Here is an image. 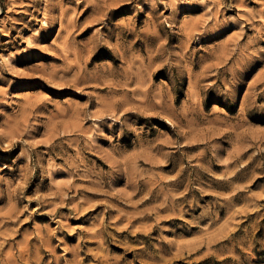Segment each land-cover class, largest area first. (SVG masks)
Wrapping results in <instances>:
<instances>
[{
    "label": "rangeland",
    "instance_id": "1",
    "mask_svg": "<svg viewBox=\"0 0 264 264\" xmlns=\"http://www.w3.org/2000/svg\"><path fill=\"white\" fill-rule=\"evenodd\" d=\"M0 264H264V0H0Z\"/></svg>",
    "mask_w": 264,
    "mask_h": 264
}]
</instances>
